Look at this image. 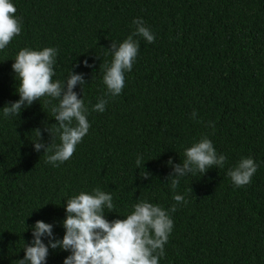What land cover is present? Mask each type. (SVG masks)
I'll return each mask as SVG.
<instances>
[{
	"label": "trees",
	"instance_id": "trees-1",
	"mask_svg": "<svg viewBox=\"0 0 264 264\" xmlns=\"http://www.w3.org/2000/svg\"><path fill=\"white\" fill-rule=\"evenodd\" d=\"M11 2L23 27L0 51V264L23 259L38 220L62 239L66 200L97 187L113 196L109 221L126 219L139 200L170 209L175 194L185 197L170 213L174 228L159 264H264V0ZM138 18L155 42L134 36L139 54L122 94L110 97L101 65L111 63L112 41L132 35ZM46 47L58 49L54 81L66 82L72 70L87 81L74 91L91 128L58 167L47 162L52 152L33 144L36 129L42 143H52L46 126L58 123V100L43 97L20 117L2 112L20 98L12 70L19 51ZM102 98L106 110L93 111ZM205 136L227 157L224 167L184 176L174 192L167 161L181 163L185 149ZM248 157L258 170L250 185L235 187L227 173ZM68 255L50 249L47 264H63Z\"/></svg>",
	"mask_w": 264,
	"mask_h": 264
},
{
	"label": "clouds",
	"instance_id": "clouds-1",
	"mask_svg": "<svg viewBox=\"0 0 264 264\" xmlns=\"http://www.w3.org/2000/svg\"><path fill=\"white\" fill-rule=\"evenodd\" d=\"M17 8L11 0H0V51L6 49L14 37L22 32V18L16 16ZM136 31L117 45L112 41L108 51L112 55L110 64H103V83L107 95L116 97L122 94L125 88L126 73L131 72L139 54V42L134 36H140L148 43L155 42V35L144 26L140 18L134 19ZM58 49L46 47L43 50L23 48L19 51L12 64V70L18 81L17 94L19 100L9 101L3 109L5 118L19 116L25 108L32 106L43 97L58 100V105L52 106L54 119L58 122L46 130L52 137L51 144L42 143L40 129H36L38 139L33 142L34 149L48 155L47 162L54 167L71 159L78 144L89 133L91 124L88 120V108L84 99L74 91L77 85L87 84L84 74H77L73 70L66 82L53 80L56 75L54 66ZM90 67L88 61H84ZM79 65L77 64L76 67ZM51 103V100L48 101ZM107 99H99L93 106V111L104 112ZM196 112L192 116L195 118ZM202 122V121H201ZM210 126L214 127V124ZM61 143L54 144L56 135ZM185 159L178 164L169 158L167 165L173 171L169 176L171 188L175 192L180 178L197 172L205 175L209 169L223 168L227 157L217 154L213 142L203 137L199 142L185 149ZM137 168L142 165V157L136 159ZM253 158H241L227 175L235 187L241 188L251 184L252 177L258 170ZM143 179H149L146 172ZM192 190V189H190ZM193 191V190H192ZM176 204L170 209H164L158 204L146 200H139L133 205L134 210L126 219L109 221L105 215L114 212L113 196L102 191L99 187L92 193L80 192L66 200V218L62 224L65 234L57 239L54 234V225L43 220L36 221L32 226L33 239L25 243L24 257L17 260V264H47L50 249H60L69 252L63 264H159L160 258L165 255V245L174 228V221L170 213L177 210V204L187 203L183 195L173 196ZM48 238V243L43 238Z\"/></svg>",
	"mask_w": 264,
	"mask_h": 264
}]
</instances>
